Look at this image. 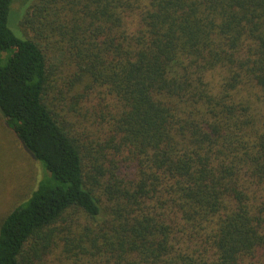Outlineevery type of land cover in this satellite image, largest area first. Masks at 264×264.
Here are the masks:
<instances>
[{"label":"trees","instance_id":"16d2710c","mask_svg":"<svg viewBox=\"0 0 264 264\" xmlns=\"http://www.w3.org/2000/svg\"><path fill=\"white\" fill-rule=\"evenodd\" d=\"M0 117V264H262L264 0H0Z\"/></svg>","mask_w":264,"mask_h":264},{"label":"rangeland","instance_id":"374dc122","mask_svg":"<svg viewBox=\"0 0 264 264\" xmlns=\"http://www.w3.org/2000/svg\"><path fill=\"white\" fill-rule=\"evenodd\" d=\"M13 30H16V26ZM51 59V58H50ZM39 164L24 151L15 135L0 117V221L22 198L29 194L40 176ZM55 253L38 261L54 264ZM255 260L264 264V252L260 250Z\"/></svg>","mask_w":264,"mask_h":264}]
</instances>
